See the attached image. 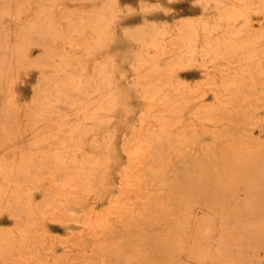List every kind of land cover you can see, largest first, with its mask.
I'll list each match as a JSON object with an SVG mask.
<instances>
[{"label": "bare ground", "instance_id": "6f19581e", "mask_svg": "<svg viewBox=\"0 0 264 264\" xmlns=\"http://www.w3.org/2000/svg\"><path fill=\"white\" fill-rule=\"evenodd\" d=\"M17 36L38 57L8 66L0 119L24 79L36 124L23 154L0 120V264L187 258L184 194L201 203L212 174L238 172L264 197V0H2L0 51Z\"/></svg>", "mask_w": 264, "mask_h": 264}, {"label": "rangeland", "instance_id": "374dc122", "mask_svg": "<svg viewBox=\"0 0 264 264\" xmlns=\"http://www.w3.org/2000/svg\"><path fill=\"white\" fill-rule=\"evenodd\" d=\"M1 1L2 0H0V2ZM26 14H28V12ZM56 22L62 28H65L68 23L63 18L56 19ZM12 41L13 42H11L9 45L7 44L8 46L7 50L10 51L8 55H6L7 50L4 52L0 51V80L4 78L5 72L7 71L8 66L11 65L12 61H16L18 63L17 72L22 73L23 71L22 64L24 63V60L28 61L30 60V58L33 60L38 57V51L36 50V48L32 49L31 51L29 49L28 51L26 50V48L23 45V37L17 36ZM23 80L24 79L16 83V85L17 84L18 85L17 86L15 85V90H13V87H12V104L17 106L18 109L15 111H11L10 113H7V115L4 116L5 120H1V119L0 120L2 121V125L5 128L12 127L11 133H9V138L11 141L10 148H16V150L20 151L21 153L28 154L32 152V146L27 138L28 136L27 133H28L29 128L32 125L36 124V117L33 115L29 107L22 106V104L24 103V99H25L24 94H23L24 89L26 88L28 84L27 82H25V80L24 81ZM13 91L16 92V97ZM21 113H22V116H21ZM186 119H187L188 124H191L193 122L192 116H190V114L186 116ZM22 126L24 128H20ZM18 135L20 136L19 139L14 140L15 137ZM212 144H213V151L218 153L221 149L220 148L221 143L219 141H215ZM218 175L212 174V180H211L212 183L208 182L206 185L200 188L201 190H200V193H198V196L200 198L204 197V200H202L201 203H194L193 201L189 200L190 199L189 197L191 194L188 192L184 194L185 196H183L184 208L181 212L184 217L182 216L181 218L182 219L181 220V228H182L181 230L183 231V234H184L182 238L183 240L185 239L186 241V243L184 242L183 245L187 248V252L189 253L188 257L187 258L185 257L182 258L178 256L169 257V258L160 257L157 259L155 264H186L187 262H188L187 264H199V263L201 264H256L257 260L260 261L261 264L262 263L264 264V254H263L264 253V243H262L263 238H264V233L263 234L256 233V231H258L259 229H264V225H262L264 224V217H263L264 215H261L259 217L260 213H264V197H261L258 195L259 193H261L260 189L257 188L255 195L253 197L252 196L250 197L246 192H244L243 189L241 190L239 189L240 187L238 184L241 180V174H239L238 172L230 174L228 181L219 179ZM0 183H2V180H0ZM157 187L158 185L155 184L153 188V191L155 190L156 193L158 189ZM133 192H134L133 188L126 189L127 195H133L134 194ZM200 206H201V209H200ZM135 207L136 209L138 208L141 209L140 206L138 207V205H135ZM219 208H221L222 211L221 209L219 211ZM192 209H195V210H192ZM192 212H195V214ZM112 217H110L111 224L110 223L109 224L114 226L115 221L112 220L114 219ZM197 218L199 220H197ZM204 220L216 221L218 225L220 226V232L217 234L215 232H212L213 230L211 231L210 229H207L206 225L202 224L205 222ZM9 224H10L8 225L9 227L8 226L7 227L13 230L14 224L12 222ZM114 227H115L114 228L115 234L117 235L116 242L123 249L124 247L123 245H125V242H126L124 241V239L126 238L123 239V237L126 234V231L120 224H117V227L116 226ZM122 228L124 231L122 230ZM188 229H189V232H188ZM13 234L15 235L14 231H13ZM216 234L218 235L217 239L219 242H216L217 241V239L215 238ZM210 235L212 237H210ZM207 237H209V239ZM182 238H180V240ZM204 238L208 239L209 241L208 242L204 241L205 240ZM220 240L222 244L220 243ZM222 240L224 242H222ZM227 241L229 243H227ZM202 242L203 243L205 242L204 243L205 246L203 245L204 249L205 248L207 249V247L210 249H207V250L205 249L204 251L203 246H199L203 244ZM8 243H9L8 240L0 236V258L4 250L7 248ZM207 243L209 246L206 247ZM197 244H198V247H201V250L203 249L202 252L207 253L206 257L203 255L204 256L203 258L206 259V262H205V259L203 258L201 259L199 255H195L199 253L197 252V249H199L198 247H196ZM229 244L231 246H228ZM214 249H216L217 251L216 250L214 251ZM192 250L193 252L194 250H196L194 255H192L191 253ZM215 252L219 254H215ZM238 252H241V254ZM193 256L195 257L191 258ZM197 256L200 258H197L198 261L197 260L195 261ZM261 257L263 258V260L261 259ZM214 259H217V261ZM200 260H204V261H200ZM78 264H86V261L82 263H78Z\"/></svg>", "mask_w": 264, "mask_h": 264}]
</instances>
